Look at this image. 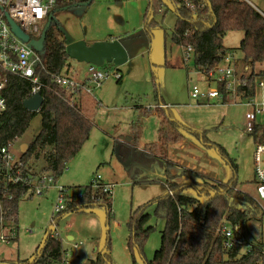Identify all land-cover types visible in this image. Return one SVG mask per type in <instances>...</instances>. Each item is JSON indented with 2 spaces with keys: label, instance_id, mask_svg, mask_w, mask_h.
I'll use <instances>...</instances> for the list:
<instances>
[{
  "label": "rangeland",
  "instance_id": "rangeland-1",
  "mask_svg": "<svg viewBox=\"0 0 264 264\" xmlns=\"http://www.w3.org/2000/svg\"><path fill=\"white\" fill-rule=\"evenodd\" d=\"M163 1L164 14L157 16L161 27L153 30L148 47L136 42L128 50L127 63L102 66L110 77L100 85L89 80L90 64L70 59L69 75L79 83L89 84L92 90L76 97L94 123L90 138L44 195H27L20 200L19 237L10 244L0 243V264L32 260L38 248L45 244L51 227L58 186L69 187V194L76 195L83 193L97 175L114 183L111 215L106 207L97 206L92 210L67 212L57 223L63 248L68 249L72 264H92L108 243L112 264H145L146 259H153L161 247L165 228V220L155 216L153 201L168 192L166 162H170L171 181L191 184L185 192L194 197H198L197 190L203 188L204 182L233 178L235 164L237 189L258 198L254 152L256 145L264 140L260 132H248L246 115L254 110L249 105L250 98H242L237 88L232 90L228 103L222 99L207 102L192 98L194 86L205 89L207 84L195 68L193 54L187 60L184 47L173 40L177 14L171 0ZM246 1L264 12V0ZM55 17L68 42L84 40L88 44L112 35L133 36L143 31L145 25L138 14L136 0H93L90 5L80 3L57 10ZM243 37V32H232L225 39V44L240 58L239 73L246 64L238 49ZM115 72L122 76L121 83ZM250 74L251 68L244 78L247 80ZM252 100L263 101L264 89L257 86ZM165 107L169 108L168 112L162 111ZM168 113L187 130L182 140L166 146L159 141V130L164 127V119L168 122ZM255 124L264 127V112L258 114ZM41 128L42 116L38 112L26 133L14 143V150L24 154ZM195 132H207L209 142H203ZM129 137H132L130 144L123 139ZM213 143L227 150L231 162L222 159ZM132 144L138 146L137 151L124 148L127 153V163H124L118 146ZM148 144L157 145L154 152L158 158L153 162L145 159ZM30 164L31 170L37 173L45 165L43 159H32ZM144 205L152 215L149 225L155 229L144 245V256L138 251L132 255L128 245L129 222L132 212ZM257 216L260 220L250 225L247 238L264 242V213ZM73 244L79 246L74 248Z\"/></svg>",
  "mask_w": 264,
  "mask_h": 264
},
{
  "label": "trees",
  "instance_id": "trees-1",
  "mask_svg": "<svg viewBox=\"0 0 264 264\" xmlns=\"http://www.w3.org/2000/svg\"><path fill=\"white\" fill-rule=\"evenodd\" d=\"M171 1L177 14L173 40L183 47L193 48L194 65L199 72L214 71L224 61L226 54L233 50L225 44L229 33H244L238 49L243 53V61L251 67V74L247 84L239 86L238 92L242 98L254 97L257 82L264 77V14L246 0H207L206 8L197 15L178 7L176 0ZM92 2L93 0H77L68 3L67 7L80 3L90 5ZM163 5V0H149L143 33L137 34L135 41H151L153 30L161 27L157 16L164 14ZM55 12L54 21L47 31L41 50L34 48L41 57L40 72L44 86V103L39 112L42 116V128L24 152L22 160L31 168L32 159H43V171L51 173L57 181L63 175L68 162L78 155L90 138L94 123L86 114L81 100H76L74 94L65 92L54 82L57 75H69L71 71L70 57L67 54V45L70 42L62 32ZM45 26L46 24L42 32ZM117 81L121 83L122 76ZM218 87L224 93L223 103H228L232 92L227 90L226 82H220ZM31 88V82L26 78L10 77L6 90L8 108L0 113V146L14 144L26 133L38 113L29 111L24 106ZM165 109L168 112L167 107L162 111ZM168 114V122L164 119V127L159 130V141L166 146L182 140L187 130L184 124ZM254 132H260L264 140V127L256 125ZM195 134L203 142H209L207 132ZM212 145L222 159L231 162L223 146L216 143ZM137 147L135 144L121 148L118 146L121 160L127 163L124 148L137 151ZM145 147V159L150 158V162L156 160L158 157L154 150L157 145L148 144ZM166 163L168 192L153 201L156 206L155 216L165 220V228L162 231L161 247L153 259L145 260V264H264V258L261 262L264 242L247 238L250 225L260 220L257 215L263 211L256 198L237 189L235 164L233 178L217 183L204 182L203 188L197 190L198 197H194L185 192L191 184L171 181L170 162ZM25 172L28 173L29 170L26 169ZM67 190L70 188L67 187ZM25 191L26 188L20 186L15 192L16 198L12 206L16 214ZM97 206L106 207L110 216L112 196L94 190L90 183L85 187L81 198L68 196V206L56 218L57 223L67 212L92 210ZM146 210L147 205H144L131 214L128 245L132 255L138 251L144 256V245L155 229V226L149 225L152 215ZM227 224L234 227L239 225L241 234L245 237L242 244L230 250L223 246L222 229ZM61 250L60 241L48 235L45 244L38 248L32 260H19L17 264L57 261L61 259ZM92 264H112L110 243L92 260Z\"/></svg>",
  "mask_w": 264,
  "mask_h": 264
},
{
  "label": "built area",
  "instance_id": "built-area-1",
  "mask_svg": "<svg viewBox=\"0 0 264 264\" xmlns=\"http://www.w3.org/2000/svg\"><path fill=\"white\" fill-rule=\"evenodd\" d=\"M75 1L77 0H0V113L8 108L6 90L11 76L26 78L31 82L32 88L28 99L35 95L43 96L44 86L40 72L41 57L30 45V42L24 41L15 32L12 22H15L25 34L29 35L30 40H36L41 37L42 29L50 14L65 9L68 3ZM176 2L178 7L185 8L194 15L204 10L208 3L207 0H176ZM184 49V55L188 60L193 54V48L188 46ZM238 62L236 53L231 51L226 54L224 61L214 71L201 72L202 80L207 84V87L203 89L200 86H194L191 93L192 98L207 102L219 99L223 101L224 93L218 87L220 82H226V88L231 92L236 88L238 90L240 85H246L247 80L244 76L248 75L251 67L245 64L239 73ZM89 73L90 82L97 85L110 77V73L92 64H90ZM114 74L118 76L117 79L121 77L118 72ZM54 82L61 86L65 92L74 94L75 98L82 92L91 93L92 91L89 84L79 83L70 75H57ZM257 86L264 89V78L258 80ZM252 98H250L249 105H252L254 110L246 115L248 132H254L257 116L264 112V100L256 102ZM41 108L36 112H40ZM13 146L14 144L0 146V243L4 244H10L19 237L18 216L12 206L17 189L20 186L26 188L22 198L27 195L33 197L44 195L57 182L51 173L32 171L29 166L24 164L23 154L15 151ZM26 169L29 170L28 173L25 172ZM254 173L258 192L256 199L264 213V141H260L255 148ZM91 184L94 190L113 195L114 183L104 181L101 175H97ZM58 190V201L47 236L51 235L60 241L61 259L38 264H72L68 249L63 248L62 238L57 230L56 218L66 210L68 196L73 194H69L66 186H58ZM75 196L81 198L82 193ZM28 231L33 232L32 230ZM222 234L224 237L223 246L226 250L242 244L245 239L239 225L235 227L230 224L225 225ZM78 246V244H73L74 248ZM262 256L261 262L264 258V248Z\"/></svg>",
  "mask_w": 264,
  "mask_h": 264
},
{
  "label": "water",
  "instance_id": "water-1",
  "mask_svg": "<svg viewBox=\"0 0 264 264\" xmlns=\"http://www.w3.org/2000/svg\"><path fill=\"white\" fill-rule=\"evenodd\" d=\"M54 21V13H51L46 26L42 32L39 39L30 40L29 35L25 34L19 26L12 22L15 32L26 42H30V45L41 50L44 43L47 31L51 27ZM67 54L70 59L77 60L79 62L96 65L98 67L104 66L106 63H111L115 65H123L128 62L129 54L125 47L123 41L120 39L113 40H101L96 41L92 44H88L84 40H79L75 42H70L67 45ZM44 103V98L42 95H35L32 98L27 99L24 102V106L27 110L36 112L38 111ZM127 142L132 141V137L127 139L123 138Z\"/></svg>",
  "mask_w": 264,
  "mask_h": 264
},
{
  "label": "crops",
  "instance_id": "crops-1",
  "mask_svg": "<svg viewBox=\"0 0 264 264\" xmlns=\"http://www.w3.org/2000/svg\"><path fill=\"white\" fill-rule=\"evenodd\" d=\"M136 2H137L138 14L143 18V23H144V16H145V13H146L147 8H148V5H149V0H136ZM257 9L262 14H264V12L261 9H259V8H257ZM143 23L140 26L141 30H142ZM143 30H144V28H143ZM141 33H143V31H140V33H138V34H141ZM136 35H133V36L132 35H126V36L125 35L124 36L123 35H112L111 37L105 38L103 40L120 39L122 41V39H123V43H124L125 47L127 48V50H129L133 46V44L136 43V42L144 43V45L146 47H148L149 42L146 41V40L135 41V36ZM166 105L168 107L169 104L166 103ZM69 239L71 240V239H73V237L72 236H69Z\"/></svg>",
  "mask_w": 264,
  "mask_h": 264
}]
</instances>
